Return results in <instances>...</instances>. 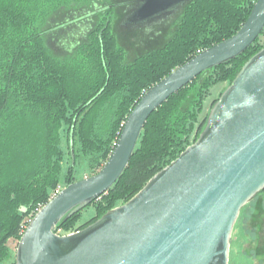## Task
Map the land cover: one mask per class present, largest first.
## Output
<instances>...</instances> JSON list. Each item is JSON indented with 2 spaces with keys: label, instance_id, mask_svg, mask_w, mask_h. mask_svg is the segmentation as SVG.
<instances>
[{
  "label": "trees",
  "instance_id": "1",
  "mask_svg": "<svg viewBox=\"0 0 264 264\" xmlns=\"http://www.w3.org/2000/svg\"><path fill=\"white\" fill-rule=\"evenodd\" d=\"M142 1L0 0V264H15L9 242L17 245L35 214L77 181L78 157H86L88 176L96 174L141 96L234 35L256 0H189L132 22ZM263 47L264 28L243 53L199 74L154 110L123 173L74 231L126 203L192 144L218 97ZM223 83L203 114L211 88ZM83 210L53 231L69 233Z\"/></svg>",
  "mask_w": 264,
  "mask_h": 264
},
{
  "label": "water",
  "instance_id": "2",
  "mask_svg": "<svg viewBox=\"0 0 264 264\" xmlns=\"http://www.w3.org/2000/svg\"><path fill=\"white\" fill-rule=\"evenodd\" d=\"M188 1L143 0L130 20L145 22ZM263 28L264 0H256L234 35L149 88L102 168L60 190L30 220L15 264H228L240 211L264 190V47L218 97L195 141L130 200L78 231L58 235L53 228L116 182L154 110L199 74L243 53Z\"/></svg>",
  "mask_w": 264,
  "mask_h": 264
},
{
  "label": "rangeland",
  "instance_id": "3",
  "mask_svg": "<svg viewBox=\"0 0 264 264\" xmlns=\"http://www.w3.org/2000/svg\"><path fill=\"white\" fill-rule=\"evenodd\" d=\"M224 85L225 83L217 84L211 88L210 95L204 102L203 114L208 111L212 99L217 97ZM87 165L86 157L80 155L75 165L74 176L77 180L88 177ZM66 170L67 164L63 162L61 173L64 174ZM94 215L95 210L92 205L85 208L79 217L74 220L69 233L83 226ZM8 245L11 249V254L14 256L16 244L9 242ZM11 262L12 260H7L3 264H11ZM228 264H264V192L255 196L240 211L231 233Z\"/></svg>",
  "mask_w": 264,
  "mask_h": 264
},
{
  "label": "built area",
  "instance_id": "4",
  "mask_svg": "<svg viewBox=\"0 0 264 264\" xmlns=\"http://www.w3.org/2000/svg\"><path fill=\"white\" fill-rule=\"evenodd\" d=\"M57 193H58V191L55 193V195H56ZM56 234H58V235H62L61 232H60V230H58Z\"/></svg>",
  "mask_w": 264,
  "mask_h": 264
}]
</instances>
